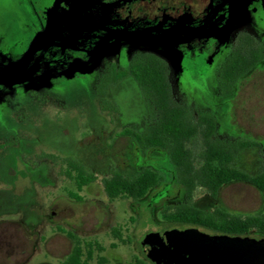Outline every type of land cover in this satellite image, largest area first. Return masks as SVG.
I'll list each match as a JSON object with an SVG mask.
<instances>
[{"label": "flooded vegetation", "instance_id": "1", "mask_svg": "<svg viewBox=\"0 0 264 264\" xmlns=\"http://www.w3.org/2000/svg\"><path fill=\"white\" fill-rule=\"evenodd\" d=\"M245 44L252 46L245 57V63H251L241 71L245 63L237 57L238 49ZM32 45L34 49L24 61ZM95 66L93 114L88 116L83 110L77 117L81 138L71 141L70 153L58 154L37 135L30 143V133L39 134L45 117L40 112L48 102L46 88L84 76ZM146 68L165 76L172 107L182 109L193 123H204L205 135L221 149L229 146L238 170L249 175L260 171L264 159V0H0V98L25 90L29 104L37 109L16 115V124L26 129L13 128L0 140V160L7 152L31 149L35 163L47 160L55 172L44 186L57 181L73 187L77 194H70L69 199L78 203L98 183L105 197L113 201L103 183L114 175L125 180L153 175L155 180L143 195L125 197L152 214L182 204L205 211L226 210L219 203L223 188L242 182L256 189L248 181L231 180L215 196L201 185L188 190L162 141L148 143L154 128L155 136L161 137L164 115L161 99L150 98L146 85L135 76ZM211 74L216 86L213 93L208 85ZM248 87L253 96L243 98ZM183 90L199 91L204 104L183 102ZM132 103L138 108L136 121L127 117ZM1 112L0 108V125L4 122ZM60 134L69 131L63 127ZM108 137L111 141L102 144L97 154H82L90 139ZM202 140L199 132L187 142L191 153L199 154ZM23 142L27 145L20 148ZM102 159L106 161L98 166L96 161ZM14 169H8L12 185L29 190L27 176L16 175ZM198 189L204 196L197 201ZM200 201L207 205L199 206ZM55 203L49 217L56 213ZM263 207L264 201L259 210L247 214H258ZM1 228L0 250L18 246L14 231ZM57 233L70 240V252L73 234Z\"/></svg>", "mask_w": 264, "mask_h": 264}, {"label": "rangeland", "instance_id": "2", "mask_svg": "<svg viewBox=\"0 0 264 264\" xmlns=\"http://www.w3.org/2000/svg\"><path fill=\"white\" fill-rule=\"evenodd\" d=\"M98 66L93 67L84 76L65 80L58 86L46 88L45 99L48 102L42 108V113L40 112L45 117L41 119L42 126L38 129L39 134L30 133V143L37 135L41 139H46V142H50L52 144L50 148L55 149L58 154L70 153L71 141L81 138V134L76 130L77 117L83 110L88 112L86 114L88 116L93 114L91 109L95 104L93 80ZM208 85L213 93L216 89L213 74L208 80ZM242 94L243 98H249L253 96V91L248 87ZM180 99L183 102L204 104L199 91L183 90ZM131 106L133 108H130L127 117L131 121H136L135 116L139 114L138 108L135 103ZM0 108L1 121L4 120L0 125V140L8 136V132L11 133L13 128H18V131L26 129L16 124V115H26L37 110L35 105L29 104V97L25 90L13 91L2 96ZM56 119L62 121L57 122ZM43 120L46 121L43 122ZM63 127L68 129L69 134H60ZM106 141L109 143L111 138L90 139L82 147V154L87 156L97 154L102 144L106 145ZM123 144L124 141L121 140V146ZM25 145L27 143L23 142L20 148H24ZM46 149L48 147L44 148L45 151ZM36 159V154L34 155L29 148L7 152L1 156L0 226L1 229L13 230L15 237L19 239L16 240L18 246L15 243L12 250L2 247L0 264H59L70 249V240L64 234L57 233L62 231L72 233L80 241L102 247L103 250L100 252L93 247V258L89 264H94L98 256L105 258V264H126L135 257H144L142 246L147 237L153 236L160 230L184 227V225L164 221L162 212L155 210L152 214L142 204L125 197L109 201L102 192L100 183L83 193L82 202L71 201L69 195L77 194L73 187L57 181L50 186H44L54 178L55 172L47 160L35 163ZM104 161L106 160L96 162L98 166H103ZM9 167H15L16 175L27 176L29 190H23L20 184L12 185ZM203 196L204 192L198 189L194 199L198 201ZM219 200L221 207L229 212H238L237 214L243 215L259 210L264 201L259 191L242 182L223 188ZM53 203H55L53 208L56 213L49 217ZM205 203L200 201L198 205L205 206L207 205ZM195 227L204 232H211L203 227ZM114 231L120 234L122 240L114 237ZM13 241L15 242V238Z\"/></svg>", "mask_w": 264, "mask_h": 264}, {"label": "trees", "instance_id": "3", "mask_svg": "<svg viewBox=\"0 0 264 264\" xmlns=\"http://www.w3.org/2000/svg\"><path fill=\"white\" fill-rule=\"evenodd\" d=\"M251 44H245L238 49L241 61L245 63L246 51H249ZM248 61V60H247ZM251 62L242 64L241 71L246 70ZM143 72H137L136 78L140 83L146 85L147 95L162 101V128L161 137L155 136L156 128L153 129L149 144H157L162 141V145L169 151L171 160L178 166L179 173L184 185L189 191L197 185L203 186L212 196L216 195L219 187L231 180H243L251 183L264 198V159L260 171L256 175H249L244 171L238 170L233 164L234 152L229 149L223 150L219 144L213 143L205 135L206 126L200 120L192 122L189 115L182 109L176 110L172 107L168 97V87L165 76L150 72L148 68ZM158 84L161 86L158 88ZM188 116V117H187ZM201 133L203 137L202 148L199 154L191 153L187 147V142ZM198 163V164H196ZM155 180L153 175L140 174L125 180L120 175H114L104 180L103 188L109 199L118 197L138 198L145 193L148 186ZM162 218L166 222L184 226H198L216 233L244 235L250 232L264 236V207L258 214L240 215L229 212L217 207L213 211H205L191 204H182L169 207L162 212ZM116 239H120V234L113 232ZM72 236L73 246L69 254L63 258L59 264H89L93 258V247L96 251H102L100 245L80 241L79 238ZM103 256H98L94 264H105ZM126 264H155L144 257H135Z\"/></svg>", "mask_w": 264, "mask_h": 264}, {"label": "water", "instance_id": "4", "mask_svg": "<svg viewBox=\"0 0 264 264\" xmlns=\"http://www.w3.org/2000/svg\"><path fill=\"white\" fill-rule=\"evenodd\" d=\"M142 251L155 264H264V236L208 233L193 226L170 228L147 237Z\"/></svg>", "mask_w": 264, "mask_h": 264}]
</instances>
